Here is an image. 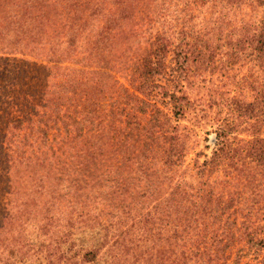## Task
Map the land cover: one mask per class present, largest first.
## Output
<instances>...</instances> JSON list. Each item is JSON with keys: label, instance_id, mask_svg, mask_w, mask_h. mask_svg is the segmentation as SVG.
Returning a JSON list of instances; mask_svg holds the SVG:
<instances>
[{"label": "trees", "instance_id": "1", "mask_svg": "<svg viewBox=\"0 0 264 264\" xmlns=\"http://www.w3.org/2000/svg\"><path fill=\"white\" fill-rule=\"evenodd\" d=\"M0 53L46 71L37 107L12 100L10 157L68 177L92 145L80 264H264V0H0ZM204 123L211 153L186 164Z\"/></svg>", "mask_w": 264, "mask_h": 264}, {"label": "rangeland", "instance_id": "2", "mask_svg": "<svg viewBox=\"0 0 264 264\" xmlns=\"http://www.w3.org/2000/svg\"><path fill=\"white\" fill-rule=\"evenodd\" d=\"M15 64L25 65V71L27 69L26 73L20 74L25 79L19 85L14 84ZM39 64L19 54L0 53V264H80L85 251L93 243L95 230L91 228L92 181L88 177L92 159L89 156L81 158L79 153H83L84 149L89 150L92 145L88 140H80L76 157L69 160L73 170L68 177L63 175L55 160H48L52 167H49V163L27 166L22 163L24 155L21 152L19 155L22 157L17 162V157H10L13 156L10 150L14 147L7 140L5 124L19 114L14 112L16 108H13L12 100L19 95L18 101L22 107L18 104L17 109H21L23 99L33 94L30 106L37 107L40 94L47 86L46 71L34 68ZM227 91H231L230 88ZM231 94L241 99L238 100L243 102L240 107L247 106L251 101L248 92ZM215 112L217 114L219 109L216 108ZM225 112L223 107L219 115L223 117ZM241 112L234 110L233 116L244 120ZM186 122L190 121L186 119L182 123ZM214 130L215 126L209 123L195 127L190 139L193 146L186 157V164L191 165L196 155L201 161L204 155H210ZM17 133L21 140L23 132ZM240 134L244 137L243 133ZM23 148L27 151L25 154L29 155L32 151L40 150L41 146L34 145L31 150L26 145ZM46 173H49L48 178H45ZM129 254L130 251L122 256V261H125L124 257L127 258L126 264L132 263ZM253 260L246 261L255 264ZM108 261L109 257H105L97 262L82 264H108Z\"/></svg>", "mask_w": 264, "mask_h": 264}]
</instances>
